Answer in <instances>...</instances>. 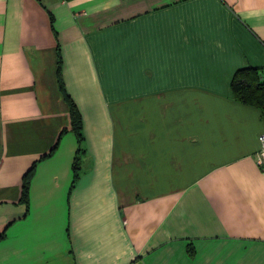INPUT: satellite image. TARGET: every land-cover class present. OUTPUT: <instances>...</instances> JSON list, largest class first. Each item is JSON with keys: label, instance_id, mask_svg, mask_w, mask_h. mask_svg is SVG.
<instances>
[{"label": "crops", "instance_id": "0c3cea01", "mask_svg": "<svg viewBox=\"0 0 264 264\" xmlns=\"http://www.w3.org/2000/svg\"><path fill=\"white\" fill-rule=\"evenodd\" d=\"M57 44L75 182L72 132L45 157L69 128ZM244 67L264 81V0H0V264H264Z\"/></svg>", "mask_w": 264, "mask_h": 264}, {"label": "trees", "instance_id": "16d2710c", "mask_svg": "<svg viewBox=\"0 0 264 264\" xmlns=\"http://www.w3.org/2000/svg\"><path fill=\"white\" fill-rule=\"evenodd\" d=\"M56 35V34H55ZM56 55H57V67H56V83L59 93L61 94L63 100L67 103L69 110V128H63L59 131L57 140L52 146L47 156H50L58 146L60 137L67 131L74 134L77 141V149L72 163V174L73 182L76 181L80 165H81V155L84 153V136L82 132V120L80 112L66 92L64 81L62 78V59L60 53L59 44L56 45ZM230 89L233 98L243 104L257 108L261 113L264 114V81L261 78V74L258 69L254 67H244L237 69L231 79ZM37 161L33 162L29 169L21 176V195L20 202L23 203L28 209V191L29 184L32 175L35 170ZM4 235V231L0 233V238ZM188 253L192 254L194 252L193 247L189 244L187 247Z\"/></svg>", "mask_w": 264, "mask_h": 264}, {"label": "built area", "instance_id": "2783aa9c", "mask_svg": "<svg viewBox=\"0 0 264 264\" xmlns=\"http://www.w3.org/2000/svg\"><path fill=\"white\" fill-rule=\"evenodd\" d=\"M258 140H259V150L256 154V162L259 166L264 167V131L258 136Z\"/></svg>", "mask_w": 264, "mask_h": 264}]
</instances>
